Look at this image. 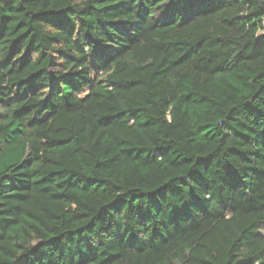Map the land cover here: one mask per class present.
Wrapping results in <instances>:
<instances>
[{"label": "trees", "instance_id": "obj_1", "mask_svg": "<svg viewBox=\"0 0 264 264\" xmlns=\"http://www.w3.org/2000/svg\"><path fill=\"white\" fill-rule=\"evenodd\" d=\"M0 264H264V0H0Z\"/></svg>", "mask_w": 264, "mask_h": 264}]
</instances>
